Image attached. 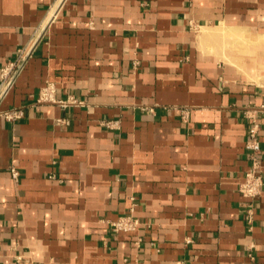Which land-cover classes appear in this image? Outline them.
Returning <instances> with one entry per match:
<instances>
[{"label":"crops","instance_id":"1","mask_svg":"<svg viewBox=\"0 0 264 264\" xmlns=\"http://www.w3.org/2000/svg\"><path fill=\"white\" fill-rule=\"evenodd\" d=\"M33 43L0 103V264H264V186L251 222L239 191L264 0H0V76Z\"/></svg>","mask_w":264,"mask_h":264},{"label":"built area","instance_id":"2","mask_svg":"<svg viewBox=\"0 0 264 264\" xmlns=\"http://www.w3.org/2000/svg\"><path fill=\"white\" fill-rule=\"evenodd\" d=\"M35 43L30 46L20 48L14 59L10 60L1 71L0 76V103L9 94L16 82L17 73L24 67L27 60L32 56ZM138 61H134V66ZM55 88L52 83H47L41 90L40 101H55ZM0 116L8 120H16L23 116V111L18 108L0 109ZM248 130L246 148L249 153L250 165L245 173L244 180L240 184L239 191L246 199L247 211L246 217L249 222L254 215L255 201L260 196L264 186V177L262 170V146L259 138V123L254 117ZM14 177L19 176V171L15 168L11 170ZM132 210H134L132 208ZM140 225V220L132 215H124L111 222V228L114 233L136 231Z\"/></svg>","mask_w":264,"mask_h":264},{"label":"bare ground","instance_id":"3","mask_svg":"<svg viewBox=\"0 0 264 264\" xmlns=\"http://www.w3.org/2000/svg\"><path fill=\"white\" fill-rule=\"evenodd\" d=\"M210 36H211V32H210V30L205 29L204 32H203V34H202L201 40H202V41H203V40H206V39H208V37H210Z\"/></svg>","mask_w":264,"mask_h":264},{"label":"rangeland","instance_id":"4","mask_svg":"<svg viewBox=\"0 0 264 264\" xmlns=\"http://www.w3.org/2000/svg\"><path fill=\"white\" fill-rule=\"evenodd\" d=\"M196 31L198 32L199 31V28H196ZM202 36V35H201Z\"/></svg>","mask_w":264,"mask_h":264}]
</instances>
